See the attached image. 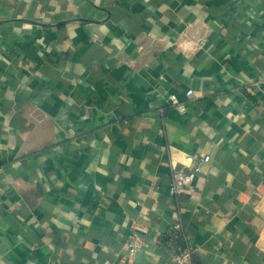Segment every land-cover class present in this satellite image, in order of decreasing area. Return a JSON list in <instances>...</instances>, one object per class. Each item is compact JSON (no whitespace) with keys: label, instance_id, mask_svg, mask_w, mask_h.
<instances>
[{"label":"crops","instance_id":"0c3cea01","mask_svg":"<svg viewBox=\"0 0 264 264\" xmlns=\"http://www.w3.org/2000/svg\"><path fill=\"white\" fill-rule=\"evenodd\" d=\"M132 233L135 264H264V0H0V264H117Z\"/></svg>","mask_w":264,"mask_h":264},{"label":"built area","instance_id":"2783aa9c","mask_svg":"<svg viewBox=\"0 0 264 264\" xmlns=\"http://www.w3.org/2000/svg\"><path fill=\"white\" fill-rule=\"evenodd\" d=\"M186 39L181 42L180 46L186 48L185 44L191 49H200L204 44L202 37L195 35L185 34ZM189 40V42H186ZM184 42V43H183ZM183 43V45H182ZM257 81L255 84H257ZM188 96L195 97L196 94L193 90L189 89L186 91ZM169 103L172 107L178 109L179 111L184 110V105L179 102L175 95L169 97ZM163 108H160L162 111ZM186 165L183 167H178L176 165L171 166V179L169 183V193L172 195H177L182 192L189 191L193 187V181L198 173L201 172L202 167L210 161L209 154H186L185 155ZM165 162L160 161L159 164H164ZM175 229H179L180 226L176 225ZM185 238V237H184ZM186 239V238H185ZM180 242L174 250L171 251L166 264H193L195 260V248H193L187 240ZM143 240L136 234L132 233L126 242V249L122 258L117 264H135V255L141 249Z\"/></svg>","mask_w":264,"mask_h":264}]
</instances>
